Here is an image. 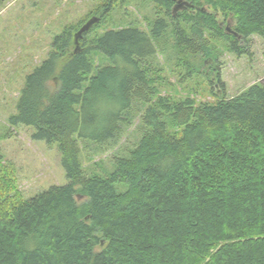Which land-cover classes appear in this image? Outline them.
<instances>
[{
    "label": "trees",
    "instance_id": "16d2710c",
    "mask_svg": "<svg viewBox=\"0 0 264 264\" xmlns=\"http://www.w3.org/2000/svg\"><path fill=\"white\" fill-rule=\"evenodd\" d=\"M122 1L54 36L26 75L9 122L58 145L68 182L24 199L1 166L0 264H264V82L210 101L164 88L166 71L182 82L206 62L219 76L220 44L249 54L257 35L264 51V0H181L176 12L179 0H149L146 31L88 38ZM93 14L75 51L73 30ZM95 51L109 62L89 75ZM135 117L136 140L108 158L112 169L83 170L81 150L116 145Z\"/></svg>",
    "mask_w": 264,
    "mask_h": 264
},
{
    "label": "rangeland",
    "instance_id": "374dc122",
    "mask_svg": "<svg viewBox=\"0 0 264 264\" xmlns=\"http://www.w3.org/2000/svg\"><path fill=\"white\" fill-rule=\"evenodd\" d=\"M103 3L106 2L0 0V152L3 154L0 169L5 171V167L1 166L6 165V171L14 178L16 189L24 199L34 197L52 185L66 184L68 179L60 162L61 152L56 143L32 138L35 132L33 126L10 124L9 118L16 113L21 87L24 86L26 75L40 66L53 51L54 36L82 22ZM104 4L99 11L106 8ZM156 10V5L149 0H123L108 7L102 21L86 36L90 38L95 33L126 26L146 31L157 16ZM228 23L233 25L231 20ZM77 30H73V39ZM82 40L86 41V37L78 39V48L81 47ZM247 47L249 54L237 56L227 51L225 43L219 45V76L208 68L210 62L205 63V72L182 82L175 73L166 71L165 75L173 86L164 87L165 90L176 95L194 96L197 101H210L214 95L233 96L251 84L264 82L263 41L259 36L251 35ZM161 57L159 54L157 58L162 61ZM93 58L94 64L89 75L95 72L97 66H104L109 62L98 51L94 52ZM137 107L141 106L137 104ZM136 120L137 117L135 124L123 133L116 145L108 146L105 151L81 150L79 161L83 170L104 175L105 169L111 167L108 158L122 147L132 146L136 140ZM88 147L85 148L88 150ZM116 189L125 190V184L117 183Z\"/></svg>",
    "mask_w": 264,
    "mask_h": 264
},
{
    "label": "water",
    "instance_id": "95a60500",
    "mask_svg": "<svg viewBox=\"0 0 264 264\" xmlns=\"http://www.w3.org/2000/svg\"><path fill=\"white\" fill-rule=\"evenodd\" d=\"M185 5H188V3L186 2V1H181V0H179L177 3H176V6L174 7V12H176L177 10H179V9H181V8H183V6H185ZM99 17L98 16H92L90 19H88L77 31H76V33L74 34V42H75V48H74V50L75 51H78V50H80L78 47V39L79 38H81L82 36V34L84 33V32H86V31H88L89 29H90V27L94 24V23H96V22H98L99 21ZM226 28V30L228 31V32H231V33H233V34H235L236 35V32L235 31H233V30H231V27L229 26V25H227V27H225Z\"/></svg>",
    "mask_w": 264,
    "mask_h": 264
},
{
    "label": "flooded vegetation",
    "instance_id": "af4514ba",
    "mask_svg": "<svg viewBox=\"0 0 264 264\" xmlns=\"http://www.w3.org/2000/svg\"><path fill=\"white\" fill-rule=\"evenodd\" d=\"M230 24V23H229Z\"/></svg>",
    "mask_w": 264,
    "mask_h": 264
}]
</instances>
